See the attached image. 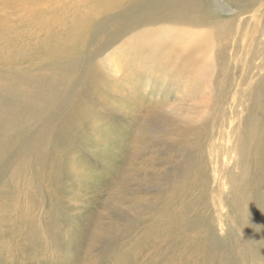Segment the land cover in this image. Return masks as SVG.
<instances>
[{
    "label": "rangeland",
    "instance_id": "1",
    "mask_svg": "<svg viewBox=\"0 0 264 264\" xmlns=\"http://www.w3.org/2000/svg\"><path fill=\"white\" fill-rule=\"evenodd\" d=\"M95 1L0 4V264H164L198 221L211 264H264V0H206L207 25L88 34L76 60L42 46L67 43ZM157 59L174 67L144 69ZM127 63L145 73L122 77ZM179 213L176 240L146 251V227Z\"/></svg>",
    "mask_w": 264,
    "mask_h": 264
},
{
    "label": "bare ground",
    "instance_id": "2",
    "mask_svg": "<svg viewBox=\"0 0 264 264\" xmlns=\"http://www.w3.org/2000/svg\"><path fill=\"white\" fill-rule=\"evenodd\" d=\"M22 1L23 0H0V4L2 5V7H7L10 4H14V3L18 4V3H21ZM252 2H254V1H252ZM207 3H206V0H96L94 5H93V9L94 8L95 9L94 10H90L91 12L87 11L86 12L87 14L76 13V15L74 16L73 21H72L71 37H70V40L67 43L62 44L61 38H58L56 34H53L52 36H49L44 42H42V46L47 51L52 52L54 54H60L63 51L64 52L65 51L70 52L72 60L73 59L76 60L77 55L81 53V49H79V48L83 47V43L85 41V37L86 36H88V37L91 36L92 37V35H96V34L100 35V34L106 33L108 31V32L111 33L109 36L112 38L111 35H114L112 33H117L120 30L123 31L122 29H125L127 27L130 28V27H134L135 25H137L139 23L151 22V21H156V20H160L161 21V20H166V19L167 20L173 19V20H176V21H179V22L180 21H184L185 23L189 22V23H192V24L198 23L200 25L210 24L209 22L210 21H214V19H216V18L208 13V11H207V7H208ZM116 8H125V9L124 10L122 9V10H120L118 12H115V11L113 12L112 11L113 13L106 14V13L110 12V10L116 9ZM32 14H34V13H32ZM156 22H158V21H156ZM169 22H171V21H169ZM61 28H63V27H61ZM2 31H3V33L7 32V31H9V28L5 25L3 27V29H2ZM194 36H195V34H194ZM203 36L205 37V34ZM141 37H143V36H141ZM169 40H170V38H166V40H164V39L163 40L162 39H159V40L151 39V40H148L147 42H145L144 44H142V46H145L147 48H150L152 46L153 48L158 49V48H160L162 46H165V45H172V43L174 45H176L175 37L173 38V40H174L173 42H170ZM176 40H178V39H176ZM110 42H111V40H110ZM178 42L184 43L185 42L184 37H183V39L179 40ZM9 43L13 44L14 41L11 40V41H9ZM127 43H130V42H127ZM107 44L105 43V46ZM121 45L122 44H120V46ZM123 47H125V46H123ZM129 48H130V46H129ZM192 49L193 48H191V49H189L187 51L184 50L185 51L184 53L189 54ZM118 50L119 49L117 48V51ZM115 51H116V49H115ZM130 51H131V49H130ZM168 53H169V55H171L170 51H168ZM191 57H194V56H191ZM141 62H143V61H141ZM208 63L209 62H207V64ZM145 65L146 66H144V69L148 68V70H154L155 71L158 68H161V69L164 70L166 67L168 68V66L172 65V64H171L170 60L163 59L161 61V60L157 59V60H154V61L147 62V64H145ZM92 66H93V64H92ZM119 68H122V67H119ZM125 68H127L126 69L127 71L123 73L122 77H125V76L128 77V76H131L134 73L135 74L134 78H137V75H141V74L145 73V72H143L142 69H139L138 67H136V65L134 63H127ZM136 68H138V70L136 72L135 71L132 72V70H134ZM86 71L83 73L84 75H86ZM114 71L118 72L119 70L116 69ZM175 73L173 74V76L171 75V79L175 78L177 76V74H175ZM145 75H147V74H145ZM69 76H74V75H69ZM149 76L150 75H148L147 79H149ZM198 77L201 79L200 72H199ZM137 80L138 79H133V82H135ZM71 81H72V78L69 77V83H71ZM131 90H132V88L130 87V93H131ZM42 93L45 96V100H44L45 102H47V101H49L50 99L53 98V95L47 93V91H44ZM80 95L81 94L79 92L77 94V96L80 97ZM58 98L59 97H56L53 100L56 101ZM36 101L32 100V104H33L32 109L34 108V105L36 104L35 103ZM81 101H82V99H81ZM74 102H75V96H74L73 101L69 105V107H72ZM24 111H25V109H24ZM151 111H154L153 112L154 114L157 113L155 111V109H153ZM69 113L73 114L72 113V109H71V111ZM185 114H187V113H185ZM180 220H181V214L179 213V215L177 216L175 221L169 225L168 229L163 228V226L165 224L162 227L161 226H157V225L146 227L145 231L143 232L144 233L143 240L145 241V242H143V243H145L144 248L146 247L145 250L146 251L148 250V252H150V253H153L155 251L157 253V250L160 249L159 242L163 243L164 240H162V239L164 238L165 235H167L169 241L176 240V238L177 239H181L182 241L184 239V242L182 243V241H180L181 242L180 244L189 246V252H188L186 258H191L193 261H195V260H197L199 258H203V259H206L207 261H209L210 264H211V261L208 260L206 258V256H204V254L206 253V251H205L206 248H204V245H206L205 241L208 238L207 236H212V233H213V232L211 233V227H209V228L206 227L205 226L206 222L203 223L201 221H198V225L202 229H200L199 226H198L195 229L194 233H191L190 235H189V233L187 234V235H189L188 237L186 236L187 238H183L182 239V238H180L182 236H178L177 235L176 238L173 239V237L171 235V232H174V233L175 232H177V233L179 232V229L181 228L180 227L178 229ZM187 232H189V231L187 230ZM196 233H197V235H196ZM202 237H204V239H205L204 241H202V239H201ZM178 243L177 242L176 243L172 242L173 245H176L177 249H178V245H177ZM177 249H175L174 252ZM186 258H181L179 256V254H177L176 257L175 258H171L170 261L171 262L173 261L172 263H174V264H191L192 262L189 263L188 261H182L183 259H186ZM160 259H161V257H160ZM148 260H149V258H148ZM167 260H169V259H167ZM171 262H165L164 264H171ZM160 264H161V262H160Z\"/></svg>",
    "mask_w": 264,
    "mask_h": 264
}]
</instances>
